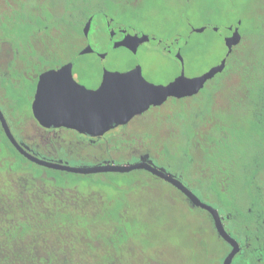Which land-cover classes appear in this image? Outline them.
I'll use <instances>...</instances> for the list:
<instances>
[{"label":"trees","instance_id":"obj_1","mask_svg":"<svg viewBox=\"0 0 264 264\" xmlns=\"http://www.w3.org/2000/svg\"><path fill=\"white\" fill-rule=\"evenodd\" d=\"M10 1L8 5L15 6ZM127 1L47 0L44 4L35 0L34 29L48 25L49 36L55 37L56 47L59 42L63 44L65 54L41 66H59L82 50L84 27L97 7L109 6L110 12L115 13ZM248 2L246 20H238L239 43L230 54L224 48L222 73L206 81L197 95L169 98L146 111L143 115L146 122L131 133L144 134L143 151L150 153L159 165L170 168L202 201L225 217L226 231L244 244L243 253L233 264H264V259L258 262L255 257L256 246L264 252V0ZM24 4L23 8L32 5ZM12 19L16 21L7 19L4 23V27H11L6 31L27 36L28 18L19 15ZM1 91L2 110L15 124L13 116L25 111L21 107L24 98L14 87ZM137 179L133 177L130 181L135 183ZM53 208L54 204L47 206L35 199L34 209L50 218L42 228L30 218L21 221L0 217V264H69L72 260L64 256L80 251L78 263L84 259L90 260V264H111L109 257H115L114 247L125 242L126 237L121 240L110 237V244L94 245L63 234L66 242L56 243L58 234L51 236L47 231L62 224L58 217L52 218ZM207 228L215 234L209 216ZM199 232H204V228L200 226ZM74 244L77 246L73 247ZM66 245L69 252L64 248ZM228 250L224 244L218 251L219 259ZM142 256L139 264H151L148 255Z\"/></svg>","mask_w":264,"mask_h":264},{"label":"rangeland","instance_id":"obj_2","mask_svg":"<svg viewBox=\"0 0 264 264\" xmlns=\"http://www.w3.org/2000/svg\"><path fill=\"white\" fill-rule=\"evenodd\" d=\"M247 3L248 0H232L230 3L215 0L211 4L207 0H168L159 5L145 3V0H129L123 4L121 10L114 14L116 18L143 33L146 38L130 41L124 51L127 63L123 64L112 49H106L104 39L87 40L88 45L101 54L94 70L111 79L105 88L111 109L130 110L139 102L134 89L123 87L128 82L118 76L121 70L128 69L133 77L142 82L155 81L166 74L168 66L165 56L179 46L175 38L187 37V45L179 47L184 60L185 76L202 78L210 68L222 61L225 52L220 38L209 28L230 26L238 23L240 18L246 20ZM199 28L205 29L203 34L198 32ZM162 45L165 48L163 54H160L158 49ZM211 45L213 48H210ZM145 122L143 115L135 117L128 129L132 132ZM143 135L136 136L134 142L129 141L130 148L122 157L113 158L114 162L135 163L143 151L137 149L139 141L145 137ZM0 168L5 170H0V217L21 221L30 218L37 220L34 222L42 228V225L50 222V218L34 209L35 199L47 206L54 204L51 216L53 219L58 217L62 224L47 231L51 236L58 234L56 243L59 240L60 244L66 242L61 237L63 234L75 237L77 241L84 239L94 245L110 244V237L120 240L126 237L125 242L114 247L115 257H109L111 264H139L143 253L149 256L151 264L157 261L160 264H216L219 261L218 251L223 243L207 228V215L191 207L179 196L180 199H170L167 194L170 193L168 185L146 174L107 175L105 178L88 176L80 179L61 176L51 169H43L22 159L2 136ZM28 172L33 176L46 174L43 175L44 183H40L47 184L52 193L42 192V195L40 188L36 189L38 187H34L28 179ZM133 177L138 178L135 183L130 181ZM102 181L111 182L118 188L117 192L112 193L110 189L101 196L92 189L93 185ZM200 226L204 228L202 233L199 232ZM46 242L52 243L50 240ZM44 246L51 247L47 244ZM68 247L66 245L64 248ZM64 257L72 260L69 264L91 262L82 259L83 263H78L81 251Z\"/></svg>","mask_w":264,"mask_h":264},{"label":"flooded vegetation","instance_id":"obj_3","mask_svg":"<svg viewBox=\"0 0 264 264\" xmlns=\"http://www.w3.org/2000/svg\"><path fill=\"white\" fill-rule=\"evenodd\" d=\"M137 1H141V0H137ZM9 2L11 1L0 0V45L5 46L3 48V51L6 55V58L3 60V62H0V77L3 78V81H0V91L2 89L9 90L11 87H14V89L17 92H20L24 98V100L21 103V107L25 109V111L24 113L20 114V116L18 114L17 116H13L16 120V123L13 124V119L11 120L10 118H8L6 113L2 110V106H1L2 101L0 102V110L15 140L23 147V149L27 153L31 154L32 156L38 159L45 160L47 162L61 163L62 165H67L70 167H78V168L102 167L110 164L120 165V166L127 165L128 163L116 164L113 158H116L118 156L122 157V154H124L125 151L128 148H130L129 141L132 140L134 142V138H136V136L139 135L136 133H131L128 129L132 120L135 117L144 115L146 111L150 110L153 107L151 106L148 110H146L145 112L139 115L133 116L131 118H125V116H123L122 114L121 115L114 114L109 110L100 109L98 107L99 97L94 92L91 91L81 92L79 91L78 87H76L74 90H71L70 88H68V86H61L51 91L48 97L44 101L38 103L35 113L33 111V103L35 101L39 76L47 71L57 70L61 68L63 65L69 63L77 54L71 57L67 62L60 64L59 66L53 68H44V66H41L44 65V62L49 61L50 59L63 58V56L65 55L63 48L64 46L63 44L61 45L59 42L58 47H56L55 37L49 36L47 32L49 30L48 25L42 24L41 27L34 29L33 27L34 11H33L32 3H34L35 0H13L15 5L13 7H10L8 5ZM26 2L31 3L32 5H28L26 8H23V6L25 5L24 3ZM41 2L46 4L47 0H38L37 3H41ZM2 5L4 6V8H1ZM6 9H9L11 13L7 14ZM110 9L111 7L109 6H99L96 8L95 13L91 16L90 20L86 24V25L89 24L87 33L84 32L86 25L83 30L84 39H85L84 47L88 45L87 40L95 41L96 39H99L101 41L104 39L106 41V44L104 45L106 49L110 48L113 50V46L116 43L118 44L122 43L125 38V35L123 33V27L126 29H131L135 35L134 37L128 39L125 44L120 46L121 49H123V51H126V48L131 40L133 39L141 40L145 38L143 33L134 30L130 25L117 19L116 16L114 15L115 13L110 12ZM19 15H21L22 17L25 15L28 18V23H27L28 35L24 37L11 35V31H6V29L10 30L11 27H4V23L6 22L7 19H11L14 23L16 20H13L12 18L15 19ZM139 35L141 36L139 37ZM174 41L175 43H178L179 46L178 48L176 47L174 49H171L169 52H173L176 49H179L180 43L183 41H187V37H178L175 38ZM9 45L11 46V58L7 59L8 49L6 46ZM164 48H165L164 45L160 46L158 52L160 54H163ZM95 52H97L99 56L96 59L95 63L93 64V70H94V65L97 63L101 55L98 51ZM114 53L116 54V56H118L121 59L123 64L127 63V57L125 55V52L124 55H121L117 52ZM165 60H166V56H165ZM34 61H37V63H34ZM166 65L168 66L167 60H166ZM94 72L96 75L100 77H108L107 75L97 74L95 70ZM126 72H129V70L124 68L123 70H121L118 76L122 78ZM130 75L132 76L131 73ZM110 82L111 79L102 88L101 91V96L104 97L108 107H110V105L106 95L105 88ZM126 82L129 83V81ZM2 97L3 94H0V98ZM18 119L20 121H18ZM102 122L106 123V125L103 127L99 125V123ZM137 128L138 127H136L135 129ZM0 136H2V138L5 140L7 145L22 159L38 167H42L43 169H48V167L37 165L29 161L23 155H21L10 144V142L6 138L1 128V125H0ZM143 147H144V140L142 138V140H140L137 145V149L140 150L141 148L143 149ZM146 155H148V159H146V161H150L151 162L150 165L152 167L164 170L167 174L172 175L174 178L178 179L185 187L191 190L186 184H184L181 181L180 177L172 173L170 168H166L156 163L151 158V155L148 152L141 151L135 163H138L140 159ZM0 170L5 171L3 170V168H0ZM52 171L57 172L61 176H75L79 179L81 177L85 178L88 176H101L105 178V176L107 175H113V176L127 175L137 172L139 174L140 173L146 174L152 177L153 179L160 180L168 185L170 189V193H167L169 198L175 200L179 196L180 198H183L192 207V205L185 198V196L181 192H179L175 187H173L169 183L163 181L162 179L152 175L151 173L145 170H134L128 173L108 172V173H96L89 175L73 174L59 170H52ZM43 175L33 176L30 172L27 173L28 179L31 181L32 185L34 184L33 185L34 187H38L36 189L40 188L39 191L41 192V194L42 192L43 194L52 193L51 192L52 189L49 188L47 184L43 185L40 183L44 181ZM54 179L62 180L59 178H54ZM78 185L80 184L78 183ZM75 187L78 186L76 185ZM92 189L96 190V192L99 193L101 196H104L105 192H107L110 189H112V193L117 192L118 190L116 186L112 185L111 182L108 181L97 182L95 185L92 186ZM219 215L225 227V222H224L225 217H223L220 213ZM208 216L210 217L209 214ZM210 220L213 225V221L211 217ZM214 232L224 246V244L226 243L218 236L215 228H214ZM238 243L240 246V251L234 257L232 264L235 261V259L240 254L243 253L244 250L243 248L244 244L240 242ZM226 245L229 247L228 244ZM229 251H230V247L228 252ZM228 252L226 253V255L228 254ZM226 255L222 259H219V261L216 264H222ZM255 257L258 259V262L264 259V252H262L260 248L257 246H256ZM155 264H160V263L157 261L155 262Z\"/></svg>","mask_w":264,"mask_h":264},{"label":"water","instance_id":"obj_4","mask_svg":"<svg viewBox=\"0 0 264 264\" xmlns=\"http://www.w3.org/2000/svg\"><path fill=\"white\" fill-rule=\"evenodd\" d=\"M239 23H233L230 26H212L209 29L217 35L223 41V46L226 49L227 53L232 52V48L236 46L240 41V35L238 33ZM89 24L86 25L84 30L87 33ZM205 31L204 28H199L198 32L203 34ZM233 33V36L230 35ZM123 33L125 38L122 43H116L113 46V51L121 55H124L123 49L120 46L126 43L128 39L134 37V32L131 29H126L123 27ZM141 35H139L140 37ZM180 43V42H179ZM187 45V41L180 43V48H184ZM99 54L95 52L91 46L87 45L84 47L69 63L63 65L57 70L47 71L39 76L38 87L35 95V101L33 103V111L35 112L38 105L37 96L39 93V83L48 77L53 72L62 73L65 77H71L72 83L75 84V87H70L71 90H74L76 87L79 88V91H91L94 92L99 97L100 109L109 110L114 114H122L125 118H131L133 116L139 115L151 106H160L164 104L169 98L183 99L197 95L205 85L206 81L212 80L218 74H221L225 66V60H222L218 65L210 68L202 78H187L184 73V60L182 58L181 52L179 49L169 53L166 57L168 67L166 74L159 77L153 82H142L130 75L129 72H126L123 77H131V82L141 85L140 87L134 88L135 92L138 95L139 102L135 108L130 110H114L107 106L105 99L101 96L102 88L110 81L109 77H100L95 74L93 70V64L98 58ZM146 85V87H144ZM70 100V99H69ZM71 101V100H70ZM36 113V112H35ZM0 125L1 128L10 142V144L25 158L29 161L43 166L48 167L51 170L65 171L73 174L80 175H89L96 173H128L134 170H145L152 175L162 179L163 181L169 183L175 187L179 192H181L185 198L189 201L192 207L203 210L207 212L212 221L214 228L218 236L230 247V251L226 255L222 264H232L234 257L239 253L240 246L239 243L226 231L219 212L213 206L201 201L191 190L185 187L178 179L174 178L172 175L167 174L162 169H157L152 167L148 159V155L140 159L138 163L127 164V165H105L102 167H90V168H78L70 167L67 165H62L61 163L47 162L45 160L38 159L31 154L27 153L23 147L15 140L13 137L6 120L0 110ZM100 126H105L106 123H99Z\"/></svg>","mask_w":264,"mask_h":264},{"label":"snow or ice","instance_id":"obj_5","mask_svg":"<svg viewBox=\"0 0 264 264\" xmlns=\"http://www.w3.org/2000/svg\"><path fill=\"white\" fill-rule=\"evenodd\" d=\"M168 0H145V3H150V4H159L163 5L167 3ZM208 3H215V0H207ZM222 2H232V0H222ZM4 45H0V62H3V60L6 58V55L3 51ZM8 49L7 52V59L11 58V46H6ZM124 81H129V83L123 85V87L129 88V89H134L136 87H140L141 85L135 84L131 82V77H122L121 78ZM61 86H70V87H75V84L72 83L71 77H67L65 79L64 75L62 73L58 72H53L51 73L48 77H46L44 80H42L39 83V93L37 96V102L40 103L44 101L49 93ZM146 87V85H144Z\"/></svg>","mask_w":264,"mask_h":264}]
</instances>
